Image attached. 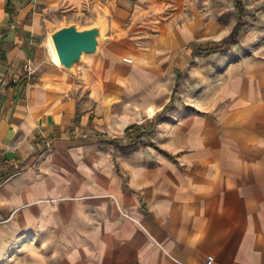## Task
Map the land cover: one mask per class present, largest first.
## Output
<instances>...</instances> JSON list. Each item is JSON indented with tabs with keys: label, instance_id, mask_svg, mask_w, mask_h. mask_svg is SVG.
Masks as SVG:
<instances>
[{
	"label": "crops",
	"instance_id": "crops-1",
	"mask_svg": "<svg viewBox=\"0 0 264 264\" xmlns=\"http://www.w3.org/2000/svg\"><path fill=\"white\" fill-rule=\"evenodd\" d=\"M44 2L9 14L0 0V223L53 244L33 264H264V75L230 85L215 116L177 123L176 153L124 176L107 134L85 138L71 76L46 55Z\"/></svg>",
	"mask_w": 264,
	"mask_h": 264
},
{
	"label": "rangeland",
	"instance_id": "rangeland-1",
	"mask_svg": "<svg viewBox=\"0 0 264 264\" xmlns=\"http://www.w3.org/2000/svg\"><path fill=\"white\" fill-rule=\"evenodd\" d=\"M242 1V22L225 47L193 54L190 42L213 44L232 32L237 23L234 0H45L35 5L48 57V36L54 29L69 23L102 25L96 51L83 54L73 70L62 66L71 76L63 91L86 123V139L96 128L119 138L115 146H100L124 176L129 166L155 168L176 153L177 123L190 124L191 116L207 113L215 116L222 107L215 100L225 97L230 85L247 73L264 75V0ZM131 124L144 130L128 134L134 137L129 144L125 128ZM49 245L53 247L32 240L12 221L0 223V264H33L34 251Z\"/></svg>",
	"mask_w": 264,
	"mask_h": 264
},
{
	"label": "water",
	"instance_id": "water-1",
	"mask_svg": "<svg viewBox=\"0 0 264 264\" xmlns=\"http://www.w3.org/2000/svg\"><path fill=\"white\" fill-rule=\"evenodd\" d=\"M102 31L100 23L85 27L69 23L51 31L50 37L60 65L73 70L75 62L81 59L83 54L96 51Z\"/></svg>",
	"mask_w": 264,
	"mask_h": 264
},
{
	"label": "trees",
	"instance_id": "trees-1",
	"mask_svg": "<svg viewBox=\"0 0 264 264\" xmlns=\"http://www.w3.org/2000/svg\"><path fill=\"white\" fill-rule=\"evenodd\" d=\"M18 1H20V0H6L5 8L9 14L14 13V5H15V2H18ZM234 5L236 7L237 23H236L235 27L233 28L232 32L228 35V37L224 38L221 41L215 42L213 44H208V43L204 44V43H198V42L192 41L188 45V49H191L192 54L195 52H198V51L220 50V49H223L225 47V45L228 43L229 39L232 38V36L236 32L238 25L241 24L242 18H243L244 12H245L244 3L242 0H234ZM180 79H181V75L176 80V85L179 83ZM171 101H172V98H171L170 102L163 107L162 112H165L168 109V107L171 104ZM153 124H155V121H153ZM134 129H138L141 132L144 130V128H142L138 124L128 125L125 128V136L128 138V140L130 139L129 144H131V141L134 142V137L129 138V136H128V134H130ZM130 136H131V134H130ZM139 138H140L139 135H137L135 137V139L137 141H139ZM104 139L110 143H117L120 141L119 138H112L109 135H105ZM126 144H128V143H126ZM5 163H6L5 159L0 157V166H3V164H5Z\"/></svg>",
	"mask_w": 264,
	"mask_h": 264
},
{
	"label": "bare ground",
	"instance_id": "bare-ground-1",
	"mask_svg": "<svg viewBox=\"0 0 264 264\" xmlns=\"http://www.w3.org/2000/svg\"><path fill=\"white\" fill-rule=\"evenodd\" d=\"M48 42H49L50 52H51V56H52L53 61L56 64L60 65L59 60H58V56L56 54V51L54 49V46H53V43H52V40H51V37H50V34L48 36Z\"/></svg>",
	"mask_w": 264,
	"mask_h": 264
},
{
	"label": "built area",
	"instance_id": "built-area-1",
	"mask_svg": "<svg viewBox=\"0 0 264 264\" xmlns=\"http://www.w3.org/2000/svg\"><path fill=\"white\" fill-rule=\"evenodd\" d=\"M24 66L27 70L31 69L30 63H26ZM212 260H213V257L211 255H209L205 264H210L212 262Z\"/></svg>",
	"mask_w": 264,
	"mask_h": 264
}]
</instances>
